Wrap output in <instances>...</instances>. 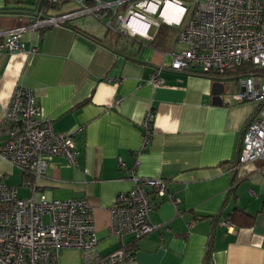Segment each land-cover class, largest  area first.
<instances>
[{
    "label": "crops",
    "instance_id": "0c3cea01",
    "mask_svg": "<svg viewBox=\"0 0 264 264\" xmlns=\"http://www.w3.org/2000/svg\"><path fill=\"white\" fill-rule=\"evenodd\" d=\"M78 1L117 0H64L51 11L74 10ZM179 1L187 6L188 0ZM37 5L0 0V31L25 23ZM159 26L139 36L116 35L85 14L24 31L22 49H1L0 123L14 87L30 88L41 115L56 131L73 135L77 154L76 164L61 154L50 157L37 179L2 160L0 171L21 198L34 190L55 199H85L97 252L124 245L133 255L117 264H264V165H236L243 129L258 104L231 98L237 77L170 69L173 53L184 45L173 39L155 46ZM160 66V83L153 85L151 74ZM149 111L154 117L143 147ZM130 173L164 178L178 200L174 205L156 198L149 221L161 227L138 239L110 231L109 209L116 194L132 186ZM235 208L248 215L246 224L221 225ZM51 264H82L81 251L62 249Z\"/></svg>",
    "mask_w": 264,
    "mask_h": 264
},
{
    "label": "built area",
    "instance_id": "2783aa9c",
    "mask_svg": "<svg viewBox=\"0 0 264 264\" xmlns=\"http://www.w3.org/2000/svg\"><path fill=\"white\" fill-rule=\"evenodd\" d=\"M63 1L35 0L37 8L27 14L25 23L0 31V50L22 49L24 31L92 14L113 31L131 37L146 34L151 25L180 26L177 42L184 47L173 53L169 65L175 71L223 74L244 62L264 67V0H193L190 17L189 8L179 0L97 1L92 6L78 1L74 10L53 13L51 7ZM168 3L174 7L169 11L171 21L163 13ZM162 69L160 66L151 74L153 85H159ZM237 81L238 89L231 98L254 101L259 108L243 129L236 165H264V77L248 73ZM153 117L149 111L142 122L143 147L148 143ZM0 137V160L34 179L45 173L49 158L56 154L76 164L73 135L56 131L51 119L41 115L32 89L22 85H16L11 93L1 119ZM119 165L124 166L120 159ZM130 177L132 186L117 193L109 209L110 231L119 236L133 234L138 239L161 227L149 221L158 203L156 198L169 199L174 205L178 200L169 194L162 177L133 173ZM221 225L231 223L224 219ZM96 246L93 212L85 199H55L34 190L30 197L21 198L17 186L7 183L0 171V264H51L66 248L79 249L82 264H117L133 258L124 245L103 255Z\"/></svg>",
    "mask_w": 264,
    "mask_h": 264
},
{
    "label": "trees",
    "instance_id": "16d2710c",
    "mask_svg": "<svg viewBox=\"0 0 264 264\" xmlns=\"http://www.w3.org/2000/svg\"><path fill=\"white\" fill-rule=\"evenodd\" d=\"M17 1L20 2L23 0H17ZM92 5H94V4H88L87 6H92ZM56 8H58V7L56 6ZM110 14L111 13L108 12V16H110ZM190 14L192 15V10H191ZM179 30H180V28L169 27L166 23H161L159 26V29H158V33L156 34V37L154 39V45L155 46H159L160 44L165 45V42H170L173 39H177V35L179 33ZM169 32H170V34H169ZM114 33L116 35H121V33H119V32H117V33L114 32ZM248 73H254L256 75L264 77V67H255L250 62H244L241 65L236 66L233 69H229V70L225 71L223 74L208 73V75H211L212 77H216V78H221V77L226 76V75L238 78V77L244 76ZM258 108H259V104H258L256 112L258 111ZM247 218H248V215L245 214V212L242 209L235 208L234 211L232 212L231 216H230L229 221L233 225H235V224L241 225V224H246L245 221Z\"/></svg>",
    "mask_w": 264,
    "mask_h": 264
},
{
    "label": "bare ground",
    "instance_id": "6f19581e",
    "mask_svg": "<svg viewBox=\"0 0 264 264\" xmlns=\"http://www.w3.org/2000/svg\"><path fill=\"white\" fill-rule=\"evenodd\" d=\"M171 9H174V7L172 6V4H169V3H168V4L165 6L164 10H163V13H164V15L166 16V18H167L168 21H171V20L173 19V16H171V15L169 14V11H170ZM141 32H144V29H141Z\"/></svg>",
    "mask_w": 264,
    "mask_h": 264
},
{
    "label": "rangeland",
    "instance_id": "374dc122",
    "mask_svg": "<svg viewBox=\"0 0 264 264\" xmlns=\"http://www.w3.org/2000/svg\"><path fill=\"white\" fill-rule=\"evenodd\" d=\"M185 3L187 4V6L189 7V11H191L192 10V8H193V1L191 2V0L189 1H185ZM31 7H32V5H31ZM156 16L155 15H152V18H155ZM108 20V19H107ZM104 23H105V21H104ZM20 192L21 193H25L24 192V190H20Z\"/></svg>",
    "mask_w": 264,
    "mask_h": 264
},
{
    "label": "water",
    "instance_id": "95a60500",
    "mask_svg": "<svg viewBox=\"0 0 264 264\" xmlns=\"http://www.w3.org/2000/svg\"><path fill=\"white\" fill-rule=\"evenodd\" d=\"M214 87L216 88H218V90H219V88L221 87V84L219 83V82H215L214 83ZM217 92H220V91H217Z\"/></svg>",
    "mask_w": 264,
    "mask_h": 264
}]
</instances>
